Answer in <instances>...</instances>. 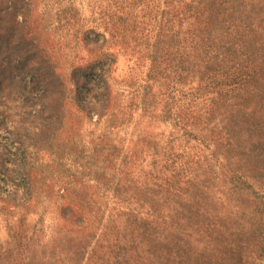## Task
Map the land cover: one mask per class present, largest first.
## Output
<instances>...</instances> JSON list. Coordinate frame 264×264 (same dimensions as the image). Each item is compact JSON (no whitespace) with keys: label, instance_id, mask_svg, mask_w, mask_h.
<instances>
[{"label":"rangeland","instance_id":"374dc122","mask_svg":"<svg viewBox=\"0 0 264 264\" xmlns=\"http://www.w3.org/2000/svg\"><path fill=\"white\" fill-rule=\"evenodd\" d=\"M170 1L0 0V264H264V76L203 130L231 90L197 94L192 21L167 23L190 1ZM244 1L264 62V0ZM207 185L211 213L174 230L170 209ZM133 223L161 229L162 252Z\"/></svg>","mask_w":264,"mask_h":264},{"label":"trees","instance_id":"16d2710c","mask_svg":"<svg viewBox=\"0 0 264 264\" xmlns=\"http://www.w3.org/2000/svg\"><path fill=\"white\" fill-rule=\"evenodd\" d=\"M190 3L184 9H180L178 13L171 15V20L168 18L167 23L173 22L176 18H186L192 21L191 27L188 34L189 38L185 41L186 47H190L194 50L196 54V65L201 68V74L199 81L204 84L205 87L200 86L197 89V94L207 93L208 89H214L216 82H233L231 85L226 83H218L221 85L222 89L229 88L231 94L238 92L237 95H229L231 98H220L221 101L214 103V107L210 109L207 107L206 111H203L197 119H199V126L206 130L209 125L214 123L216 120L217 113L220 111L222 104H227L229 102H234L233 108L242 107L250 102V99L254 97V92H259V87L254 86L250 88L252 82L248 81L250 75L249 71L255 70L261 76H264V62H258L259 56L254 49V40L251 39L253 33V28L247 33V26L244 25V21L248 18H257L256 9L247 10L244 5L247 2L244 0H189ZM209 2V3H208ZM167 5L171 3L167 0ZM171 9L165 12L166 17L170 16ZM247 12V13H245ZM256 13L255 16H252ZM221 19L218 22L219 26H216L215 20ZM219 27V28H218ZM195 28V29H194ZM217 29H220V34H217ZM243 30V31H240ZM165 27L162 28V38ZM244 32V33H243ZM183 63V62H182ZM185 63V62H184ZM223 80V81H222ZM248 81V82H247ZM214 84V85H212ZM223 85V86H222ZM260 93V92H259ZM243 95V96H242ZM196 101L194 106L196 107L200 104L199 101L203 99L202 96L196 95ZM219 99V97L217 98ZM216 100V99H215ZM216 106V108H215ZM224 106V105H223ZM225 127V143L223 144L225 148H238L239 140L241 139V128L243 126L242 122H235L233 120H228ZM262 157V156H260ZM264 161V160H263ZM196 171L201 169L200 165L194 167ZM182 168H179V172H182ZM191 169L185 171L188 174ZM194 180V179H193ZM190 183V182H189ZM169 187L172 185L167 183ZM200 189L201 187L198 186ZM211 186L207 185L205 188H201L199 192H196L194 188V195H192V201H187V203L180 202L182 206L181 209L176 210L174 208L170 209V215L172 216V227L177 232L179 231L178 226L182 230L181 224L190 227L196 225L200 226L201 222L196 221L197 219L204 218L206 215L211 213L209 210V205L211 199L209 198L208 191ZM162 192L167 194H172V191L167 188H162ZM187 191V195H189ZM184 195V194H183ZM181 195V197L183 196ZM208 206V209H207ZM174 213V214H173ZM205 213L204 215H201ZM208 220V219H206ZM178 225V226H177ZM129 229L138 230L140 233L137 235L141 244L150 247L152 250L154 246L158 251L162 252V230L158 227L148 226L146 229L139 226L137 223L127 225ZM205 228H207L205 226ZM136 231H132V235ZM167 240V238H165ZM178 243L176 245L180 246L182 239L177 238ZM155 251V250H154ZM158 251H155L158 253ZM184 253H187L184 251ZM171 252L169 253V256ZM188 255V254H187ZM213 256V255H212ZM178 257L183 258V254H178ZM207 262L203 264H211L212 259L206 258Z\"/></svg>","mask_w":264,"mask_h":264}]
</instances>
